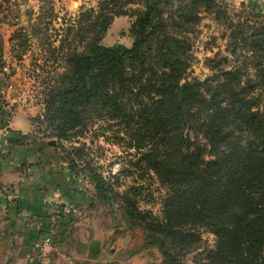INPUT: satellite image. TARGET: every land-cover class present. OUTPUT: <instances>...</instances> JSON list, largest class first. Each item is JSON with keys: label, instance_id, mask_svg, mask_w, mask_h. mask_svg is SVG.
<instances>
[{"label": "trees", "instance_id": "obj_1", "mask_svg": "<svg viewBox=\"0 0 264 264\" xmlns=\"http://www.w3.org/2000/svg\"><path fill=\"white\" fill-rule=\"evenodd\" d=\"M132 2L100 0L67 28L58 48L65 70L48 83L37 119L43 135L59 150L55 139L89 124L125 127L139 163L167 191L161 216L142 210L135 192L122 195L162 264H264V18L232 21L229 55L207 58L212 74L201 79L188 35L202 10L220 14L217 1L141 0L129 12ZM121 15L133 18V44H104ZM76 175L91 180L96 199L111 201L113 185L101 174Z\"/></svg>", "mask_w": 264, "mask_h": 264}, {"label": "rangeland", "instance_id": "obj_2", "mask_svg": "<svg viewBox=\"0 0 264 264\" xmlns=\"http://www.w3.org/2000/svg\"><path fill=\"white\" fill-rule=\"evenodd\" d=\"M99 1L3 0V4L0 3V14L3 13L0 21H4L12 29L8 44L0 46V68L3 67V72L10 75L18 74L20 87L31 89L33 97L29 99L33 104H44L48 83L65 70V62L58 56V48L66 37L67 28L75 26L80 13L86 9L98 10ZM132 1L125 8L127 11L142 8L141 0ZM216 1L217 7L221 9L220 14L202 10L195 31L188 35L193 44L192 74L201 79L212 74L207 58L229 55L228 34L232 21L251 22L264 18V0ZM132 22L133 18L130 16L116 17L103 43L131 46L134 41L130 33ZM22 28L24 31L20 32ZM39 116L33 117L34 124L36 131L43 134L45 124L38 122ZM49 132L46 133L51 137ZM55 140L60 143L58 152L62 153L67 166L74 168L75 175L83 176L93 169L113 185L114 190L109 192L110 202L96 199L95 192L90 202L94 210L92 213L99 223V232L110 234L108 244L111 246L116 240L124 243L118 259L112 264H123L120 260L128 258L140 259L145 264H162L160 250L156 246L144 245V228L133 225L126 216L122 195L130 190L135 192L137 204L142 210H151L153 214L161 216L162 202L167 191L156 174L147 171L139 163L141 154L130 146L125 127L95 122L89 124L79 136L75 134L69 140ZM90 181L87 179L84 187L90 191L93 186L95 191V186ZM203 239L205 246L213 247V234L205 232ZM192 257L190 255L187 259L191 261Z\"/></svg>", "mask_w": 264, "mask_h": 264}, {"label": "crops", "instance_id": "obj_3", "mask_svg": "<svg viewBox=\"0 0 264 264\" xmlns=\"http://www.w3.org/2000/svg\"><path fill=\"white\" fill-rule=\"evenodd\" d=\"M11 32L0 21V46L8 44ZM17 76L0 68V122L10 121L12 127V136L0 138V264H35L28 256L37 234L55 221L61 228L45 248L48 264H112L124 243L110 246V234L99 232L90 206L93 186L88 191L87 180L67 166L53 140L36 131L33 117L43 114L44 104H33L31 89H22ZM68 204L75 211L58 218L57 209ZM32 220L36 227L30 226ZM120 262L145 264L132 258Z\"/></svg>", "mask_w": 264, "mask_h": 264}, {"label": "built area", "instance_id": "obj_4", "mask_svg": "<svg viewBox=\"0 0 264 264\" xmlns=\"http://www.w3.org/2000/svg\"><path fill=\"white\" fill-rule=\"evenodd\" d=\"M7 66H5V70ZM10 136H12V127L10 121L0 122V138L7 140ZM75 206L73 204H68L65 208L57 209L56 213L59 217L69 216L75 211ZM31 227L37 226V221H30ZM61 228V223L55 221L48 229L45 230L43 234L38 235L35 240L33 253L28 256L30 262H34L35 264H48V261L45 257V248L51 245L54 241L56 234L59 232Z\"/></svg>", "mask_w": 264, "mask_h": 264}]
</instances>
